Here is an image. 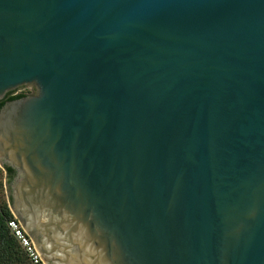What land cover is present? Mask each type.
<instances>
[{"label":"water","instance_id":"water-1","mask_svg":"<svg viewBox=\"0 0 264 264\" xmlns=\"http://www.w3.org/2000/svg\"><path fill=\"white\" fill-rule=\"evenodd\" d=\"M0 165L47 264H264V0H0Z\"/></svg>","mask_w":264,"mask_h":264},{"label":"trees","instance_id":"trees-1","mask_svg":"<svg viewBox=\"0 0 264 264\" xmlns=\"http://www.w3.org/2000/svg\"><path fill=\"white\" fill-rule=\"evenodd\" d=\"M28 92L21 91L14 94V91L7 94L6 98L0 101V107L6 100L16 99ZM7 180H10L15 171L11 167H5ZM13 217L8 201L5 197L4 182L0 181V264H33L21 247L17 239L11 233L7 221Z\"/></svg>","mask_w":264,"mask_h":264},{"label":"built area","instance_id":"built-area-1","mask_svg":"<svg viewBox=\"0 0 264 264\" xmlns=\"http://www.w3.org/2000/svg\"><path fill=\"white\" fill-rule=\"evenodd\" d=\"M21 88L14 91V94L21 92ZM6 181V172L4 167L0 165V181ZM8 227L14 237L17 239L21 247L25 250L26 254L28 255L29 259L33 264H47L42 259L40 253L38 252L34 241L29 236L25 228L23 227L20 220L13 214V217L7 221Z\"/></svg>","mask_w":264,"mask_h":264},{"label":"rangeland","instance_id":"rangeland-1","mask_svg":"<svg viewBox=\"0 0 264 264\" xmlns=\"http://www.w3.org/2000/svg\"><path fill=\"white\" fill-rule=\"evenodd\" d=\"M20 90L21 91L28 92V93H31L34 90V87L31 86V85H29V86L22 87ZM5 197H6V200L8 201V204L11 205L12 204V201H11V191H10V189H9L8 186H7V189L5 187Z\"/></svg>","mask_w":264,"mask_h":264},{"label":"flooded vegetation","instance_id":"flooded-vegetation-1","mask_svg":"<svg viewBox=\"0 0 264 264\" xmlns=\"http://www.w3.org/2000/svg\"><path fill=\"white\" fill-rule=\"evenodd\" d=\"M4 169H5V168H4ZM5 171H6V170H5ZM14 174H15V173H14ZM13 176H14V175H13ZM12 178H13V177H12ZM12 178H11V179H12ZM11 179H10V180H11ZM10 180H7V173H6V181L9 182ZM29 236H30V235H29ZM30 237H31V236H30ZM31 238H32V237H31ZM32 240H33V238H32Z\"/></svg>","mask_w":264,"mask_h":264}]
</instances>
